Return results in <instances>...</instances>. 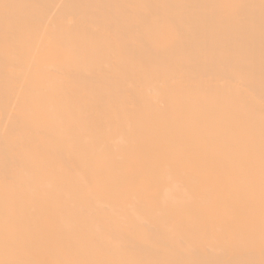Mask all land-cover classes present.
Wrapping results in <instances>:
<instances>
[{
    "label": "bare ground",
    "instance_id": "1",
    "mask_svg": "<svg viewBox=\"0 0 264 264\" xmlns=\"http://www.w3.org/2000/svg\"><path fill=\"white\" fill-rule=\"evenodd\" d=\"M0 264H264V0H0Z\"/></svg>",
    "mask_w": 264,
    "mask_h": 264
}]
</instances>
